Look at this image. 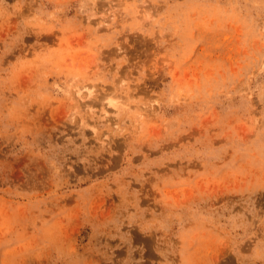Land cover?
<instances>
[{"label": "rangeland", "instance_id": "374dc122", "mask_svg": "<svg viewBox=\"0 0 264 264\" xmlns=\"http://www.w3.org/2000/svg\"><path fill=\"white\" fill-rule=\"evenodd\" d=\"M0 264H264V0H0Z\"/></svg>", "mask_w": 264, "mask_h": 264}]
</instances>
